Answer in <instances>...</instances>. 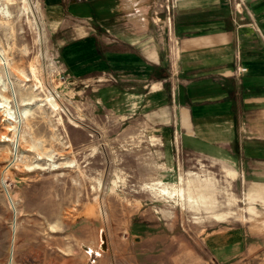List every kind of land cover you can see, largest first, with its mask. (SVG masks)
<instances>
[{
  "label": "rangeland",
  "instance_id": "374dc122",
  "mask_svg": "<svg viewBox=\"0 0 264 264\" xmlns=\"http://www.w3.org/2000/svg\"><path fill=\"white\" fill-rule=\"evenodd\" d=\"M169 2L151 8L164 39ZM0 8L10 14L0 13V44L17 92L0 94V179L16 212L11 264H135L157 252L135 250L141 238L179 253L187 237H217L246 264H264V164L226 148L187 154L161 115L165 102L145 106L119 78L77 76L66 64L60 38L74 33L71 20H53L41 0ZM4 110L27 111L18 142ZM12 221L0 182V264Z\"/></svg>",
  "mask_w": 264,
  "mask_h": 264
},
{
  "label": "crops",
  "instance_id": "0c3cea01",
  "mask_svg": "<svg viewBox=\"0 0 264 264\" xmlns=\"http://www.w3.org/2000/svg\"><path fill=\"white\" fill-rule=\"evenodd\" d=\"M154 1L41 0L50 18L73 23L59 53L77 76L107 74L145 106L165 102L161 115L176 124L187 154L226 148L264 164V0H169L167 39L157 33ZM238 67L246 71L236 76ZM149 239L134 249L155 257L135 264H246L217 237H187L179 253Z\"/></svg>",
  "mask_w": 264,
  "mask_h": 264
},
{
  "label": "bare ground",
  "instance_id": "6f19581e",
  "mask_svg": "<svg viewBox=\"0 0 264 264\" xmlns=\"http://www.w3.org/2000/svg\"><path fill=\"white\" fill-rule=\"evenodd\" d=\"M0 13L4 17H9L10 16V14L8 12H5L2 9L0 10ZM9 65H10L9 59L5 56V50L3 49V47L0 44V68H3V70H4V72H2L3 77L0 76V94L6 92L7 90H10V92H11L10 94H12V96L16 97L17 96V92H16L15 87H14V82L11 80L12 79V76H11L12 72L9 69ZM3 79H5L7 81V83H5ZM3 98L4 97L2 96L1 99H3ZM49 100L51 101V99H49ZM4 107L5 106L3 105L2 101H0V110H3ZM11 110L13 112L15 109L14 110L11 109ZM17 111L19 112V114L17 116L14 115L15 117L12 116V113H6L5 110L3 111L4 112L3 114L5 116V120H7L10 123V125L6 128V130L9 131V132H12L14 138L18 142V140H19V129L18 128H19V126H20V124H21V122L23 120V117L26 115L27 111L26 112L23 111V110H21V111L17 110ZM13 136H11V137H13ZM3 138L6 139V140H10V137H8V136H3ZM14 155H15V152L13 151L12 152V156H14ZM11 161H14V160H11ZM9 164L10 163H8L5 166V169H7ZM1 181L4 183V178H1L0 182ZM4 185H5V183H4ZM5 188H6V185H5ZM3 191H4V193H5V195H6L7 199H8V195L10 196V193L8 194L7 190L5 191L4 189H3ZM11 224H12V222H11ZM14 233H15V226L13 227L11 225V243H10V249H9V256H8L7 264H11L12 263V254H11V261H10V253H11V249H13Z\"/></svg>",
  "mask_w": 264,
  "mask_h": 264
},
{
  "label": "water",
  "instance_id": "95a60500",
  "mask_svg": "<svg viewBox=\"0 0 264 264\" xmlns=\"http://www.w3.org/2000/svg\"><path fill=\"white\" fill-rule=\"evenodd\" d=\"M1 185H2L3 189L6 191L5 185H4V183H3L2 181H1ZM6 193H7V192H6ZM8 199H9V202H10L11 208H12V210H13V221H12V226L14 227V225H15V214H16V212H15V208H14V206H13V202H12L11 198L9 197V195H8Z\"/></svg>",
  "mask_w": 264,
  "mask_h": 264
},
{
  "label": "built area",
  "instance_id": "2783aa9c",
  "mask_svg": "<svg viewBox=\"0 0 264 264\" xmlns=\"http://www.w3.org/2000/svg\"><path fill=\"white\" fill-rule=\"evenodd\" d=\"M166 8H168V7L166 6ZM245 71H246L245 68L238 67V68L235 69L234 74H235L236 76H239L240 74H242V73L245 72Z\"/></svg>",
  "mask_w": 264,
  "mask_h": 264
}]
</instances>
